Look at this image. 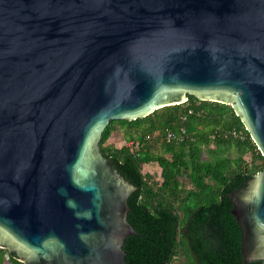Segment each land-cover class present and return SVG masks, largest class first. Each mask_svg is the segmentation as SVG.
<instances>
[{
	"label": "water",
	"instance_id": "95a60500",
	"mask_svg": "<svg viewBox=\"0 0 264 264\" xmlns=\"http://www.w3.org/2000/svg\"><path fill=\"white\" fill-rule=\"evenodd\" d=\"M192 99L264 157V0H0V254L122 263L136 187L100 150ZM222 197L242 262L264 264V161Z\"/></svg>",
	"mask_w": 264,
	"mask_h": 264
},
{
	"label": "trees",
	"instance_id": "16d2710c",
	"mask_svg": "<svg viewBox=\"0 0 264 264\" xmlns=\"http://www.w3.org/2000/svg\"><path fill=\"white\" fill-rule=\"evenodd\" d=\"M118 127L125 142L137 143L106 142L100 150L136 187L128 197L137 246L120 264H250L242 262L222 196L260 171L264 157L230 108L192 99ZM179 128L186 137L166 142L165 132ZM230 148L234 157L219 155ZM150 162L160 180L141 172ZM0 264L14 263L0 254Z\"/></svg>",
	"mask_w": 264,
	"mask_h": 264
},
{
	"label": "rangeland",
	"instance_id": "374dc122",
	"mask_svg": "<svg viewBox=\"0 0 264 264\" xmlns=\"http://www.w3.org/2000/svg\"><path fill=\"white\" fill-rule=\"evenodd\" d=\"M124 132L123 128L116 127V130L111 134V136L106 141L107 143L113 144L115 147H119L121 145H127V142L124 141L122 134ZM153 151H159V145L153 146ZM219 155H224L226 157H234L235 152L233 148L227 149L223 152H221ZM142 173H152L153 179L160 180L159 178V168L156 163L150 162L147 164L142 165L141 168ZM188 188V186H186Z\"/></svg>",
	"mask_w": 264,
	"mask_h": 264
},
{
	"label": "built area",
	"instance_id": "2783aa9c",
	"mask_svg": "<svg viewBox=\"0 0 264 264\" xmlns=\"http://www.w3.org/2000/svg\"><path fill=\"white\" fill-rule=\"evenodd\" d=\"M234 134L235 133L233 132V135ZM185 137H186L185 130L183 128H179L177 131L167 130L165 132L164 139H165L166 142H170V141L179 142L182 139H184ZM127 145L128 146L133 145V147H136L137 143L128 142Z\"/></svg>",
	"mask_w": 264,
	"mask_h": 264
}]
</instances>
